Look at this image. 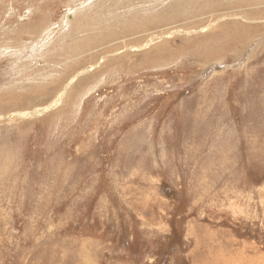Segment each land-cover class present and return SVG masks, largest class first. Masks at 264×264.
I'll use <instances>...</instances> for the list:
<instances>
[{"label":"rangeland","instance_id":"rangeland-1","mask_svg":"<svg viewBox=\"0 0 264 264\" xmlns=\"http://www.w3.org/2000/svg\"><path fill=\"white\" fill-rule=\"evenodd\" d=\"M250 259L264 0H0V264Z\"/></svg>","mask_w":264,"mask_h":264},{"label":"bare ground","instance_id":"bare-ground-1","mask_svg":"<svg viewBox=\"0 0 264 264\" xmlns=\"http://www.w3.org/2000/svg\"><path fill=\"white\" fill-rule=\"evenodd\" d=\"M235 15H236V14H235ZM214 20H215V19H214ZM33 24H34V23H33ZM149 25H151V24H149ZM237 25H238V24H237ZM240 25H241V24H240ZM137 27H138V26H136L135 29H136ZM144 27H145V26H144ZM144 27H143V28H144ZM228 27H230V26H228ZM233 27H234V26H233ZM235 27H236V26H235ZM124 28H125V27H124ZM132 28H133V26H132ZM132 28H131V29H132ZM143 28H141V29L143 30ZM231 28H232V27H231ZM231 28H230V29H231ZM239 28H240V27H239ZM128 29H130V28H128ZM146 29H148V28H146ZM235 29H236V28H235ZM237 29H238V27H237ZM241 29H242V28H241ZM122 31H123V30H122ZM234 31H235V30H234ZM242 31H243V30H242ZM126 32H128V30H126ZM132 32H133V31H132ZM132 32H131V33H132ZM139 32H140V31H139ZM239 32H240V31H239ZM239 32H238V33H239ZM246 32H247V30H246ZM123 33H124V32H123ZM135 33H136V32H135ZM135 33H133V34H135ZM133 34H132V35H133ZM139 41H140V40H139ZM149 57H150V56H149ZM59 85H60V84H59ZM23 105H24V104H23ZM21 106H22V105H21ZM21 106H20V107H21ZM255 259H256V258H255ZM255 259H250V260L248 261L247 264H253L254 262H255V264H257L256 261H258V260H255Z\"/></svg>","mask_w":264,"mask_h":264}]
</instances>
